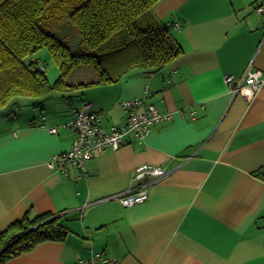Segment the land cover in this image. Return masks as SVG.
Segmentation results:
<instances>
[{"label":"crops","instance_id":"1","mask_svg":"<svg viewBox=\"0 0 264 264\" xmlns=\"http://www.w3.org/2000/svg\"><path fill=\"white\" fill-rule=\"evenodd\" d=\"M262 5L160 0L153 15L181 50L171 63L86 86L66 104L53 100L55 112L0 109V232L43 213L61 215L69 229L63 241L41 242L5 264H85L96 254L115 264H264ZM249 67L263 81L247 100L225 78L240 80ZM142 96L169 118L153 123L141 142L128 134L82 171L49 166L72 143L64 124L73 108L102 111L109 128L125 123L118 100ZM143 164L166 174L136 179ZM144 187L147 199L132 206L108 198Z\"/></svg>","mask_w":264,"mask_h":264},{"label":"trees","instance_id":"2","mask_svg":"<svg viewBox=\"0 0 264 264\" xmlns=\"http://www.w3.org/2000/svg\"><path fill=\"white\" fill-rule=\"evenodd\" d=\"M52 0H0V109L14 96L35 98L51 89L34 56L47 47L61 70L81 62L92 64L94 85L116 80L133 67L155 70L171 63L180 47L170 38L167 24L150 25L152 7L160 0H67V21L77 31L82 51L70 48L46 31L42 19ZM9 107V106H8ZM63 217L43 213L11 223L0 232V264L44 241H63L69 229ZM25 232V233H24Z\"/></svg>","mask_w":264,"mask_h":264},{"label":"built area","instance_id":"3","mask_svg":"<svg viewBox=\"0 0 264 264\" xmlns=\"http://www.w3.org/2000/svg\"><path fill=\"white\" fill-rule=\"evenodd\" d=\"M257 13L264 12V5L256 8ZM44 70L42 65H38ZM229 85L234 84L232 91L239 92L245 99H251L259 89L263 77L262 72L258 69L247 68L244 76L240 80H235L231 75L226 76ZM148 85L144 88V94L148 93ZM118 105L126 113L125 123L123 125H111L105 128L101 124L102 111L90 110L87 104L79 108H73L71 117L66 121L64 126L70 128L74 138L67 150L54 154L50 161L51 168L66 172L67 166L72 165L80 169L85 168V162L95 157L107 147L117 150L122 144L128 141V134H132L141 142L151 130V125L158 121L169 118L168 113H161L156 106L145 100V96L131 99L118 100ZM51 132H56L55 127L50 128ZM166 170L160 166L143 164L135 169L134 176L136 179L152 177L158 180L165 176ZM148 197L147 189H134L109 196L108 198H117L124 206H132L145 201ZM85 264H115L114 261L101 259L99 254L93 258L84 261Z\"/></svg>","mask_w":264,"mask_h":264},{"label":"rangeland","instance_id":"4","mask_svg":"<svg viewBox=\"0 0 264 264\" xmlns=\"http://www.w3.org/2000/svg\"><path fill=\"white\" fill-rule=\"evenodd\" d=\"M67 13V0H52L47 14L42 19V25L48 32L50 28H55L54 35L63 41L70 48L71 52L79 53L82 51V46L80 45L75 27L67 21ZM149 19L152 21L150 25L154 26V21L156 22L157 18L153 13ZM168 20L170 21V19ZM34 56L41 63L39 65L43 66L51 89L37 98L29 94L12 97L5 107L9 106L13 112L30 113L34 110L55 112L58 106L56 104H60L61 102L66 104L68 97L76 99L74 95H76L77 91L86 87V85L78 84L91 81L95 75L92 64L88 62H81L78 66H74L68 71L61 70L47 47L38 49ZM53 100H56V104H53ZM21 116L25 115L22 114Z\"/></svg>","mask_w":264,"mask_h":264},{"label":"water","instance_id":"5","mask_svg":"<svg viewBox=\"0 0 264 264\" xmlns=\"http://www.w3.org/2000/svg\"><path fill=\"white\" fill-rule=\"evenodd\" d=\"M25 233V232H24ZM10 243H8L7 245H5L1 250L0 253L9 245Z\"/></svg>","mask_w":264,"mask_h":264}]
</instances>
